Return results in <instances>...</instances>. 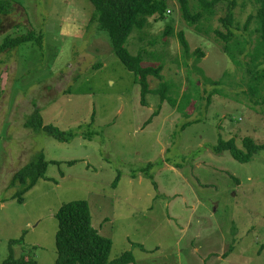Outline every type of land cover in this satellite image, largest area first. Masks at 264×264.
<instances>
[{"label":"rangeland","instance_id":"1","mask_svg":"<svg viewBox=\"0 0 264 264\" xmlns=\"http://www.w3.org/2000/svg\"><path fill=\"white\" fill-rule=\"evenodd\" d=\"M13 1L12 11L0 15V45L7 35L29 30L43 31L44 44L0 52V263L10 241L25 234L13 245L15 255L53 264L56 214L63 203L84 199L93 225L113 241L111 260L132 251L131 264H264V150L249 162L213 150L219 139L234 138L240 148L245 136L264 143V78L256 76L263 73L264 54L257 72L249 73L260 42L256 18L246 28L256 1L239 0L235 10L233 41L245 48L240 65L215 32H226L224 3L210 19L190 24L180 1L168 0L164 16L135 29L127 48L143 52L144 66L162 65L170 86L162 102L156 91L161 80L149 76L144 104L136 74L91 20L90 0ZM188 1L200 11L198 0ZM181 30L190 45L187 57ZM185 95L193 99L182 112L170 98ZM35 105L45 123L79 133L95 113L97 135L63 142L27 128ZM40 150L49 161L46 178L19 202L10 182Z\"/></svg>","mask_w":264,"mask_h":264},{"label":"trees","instance_id":"2","mask_svg":"<svg viewBox=\"0 0 264 264\" xmlns=\"http://www.w3.org/2000/svg\"><path fill=\"white\" fill-rule=\"evenodd\" d=\"M182 16L190 23L195 24L202 17L210 19L216 13L218 4H226L227 10L224 17H220L222 25L226 32L217 29L215 30L217 37L224 42L223 51L229 55L234 64L240 65L239 54L245 53L244 44L236 40L234 24L236 20L235 10L239 4V0H198L200 11L194 12L190 7L188 0H179ZM258 4L255 15H250L246 22V28L251 21L256 18L258 22V32L260 42L257 46L253 62L255 69L250 72H257V61L264 54V0H254ZM13 0H0V15H7L12 11ZM93 4L94 11L92 21L98 26V29L107 33L110 44L123 62V64L137 76V82L141 85L142 103H146V96L152 90L149 84V76H155L161 80L156 91L161 94L162 102L169 98L170 86L163 81L162 75L163 66L147 65L144 66L143 52L133 54L127 48L126 43L135 29L142 30L149 24V18L155 15L164 16L169 10L168 0H90ZM2 18L0 17V22ZM167 34L173 33L171 26L166 29ZM179 39L183 48L184 56H189L190 45L184 31H179ZM37 43L41 48L44 44L43 31L29 30V32L12 36L7 35L0 45V52L15 48L23 43ZM198 55L203 56L204 51L197 48L194 51ZM255 75V74H254ZM257 78L261 81L264 78V70ZM207 81H211L209 77H205ZM218 81H215L217 83ZM170 98V102L185 112L193 98L185 95L181 99ZM210 98V97H209ZM33 112L26 118L25 127L35 131H44L49 136L56 138L59 141H71L78 135H83L84 138L92 140L97 132L91 129L94 123L95 113L92 116V121L88 125L89 129L79 133L73 129L63 130L53 123H45L42 115L41 107L35 105ZM154 114H157L155 112ZM185 123L183 126L190 124ZM244 148H240L234 138L224 140L219 139L218 143L213 147L217 153L224 150H229L233 157L241 162H249L253 156L260 150H264V143H257L251 136L243 138ZM54 163L60 164L61 161L54 160ZM75 160H70L68 163L73 164ZM151 163L149 164V166ZM49 161L43 150L38 151L33 158L20 167L13 175L10 186L17 187L13 198L19 202H24V195L33 188L39 180L46 178ZM119 180L117 177L114 184ZM56 217L58 219V231L56 233V245L58 249V257L53 264H131L135 262V256L132 251H126L115 259H110V254L113 246L111 238L102 235L99 230L93 225L91 207L87 200L76 199L63 203L59 208ZM25 234L20 239L10 241L9 256L0 264H40L37 259L21 255L16 256L13 250V245L24 240ZM233 246L230 247L231 251ZM264 248V245L262 246Z\"/></svg>","mask_w":264,"mask_h":264},{"label":"flooded vegetation","instance_id":"3","mask_svg":"<svg viewBox=\"0 0 264 264\" xmlns=\"http://www.w3.org/2000/svg\"><path fill=\"white\" fill-rule=\"evenodd\" d=\"M1 22H2V20H1ZM1 22H0V24H2ZM0 29H1V27H0Z\"/></svg>","mask_w":264,"mask_h":264}]
</instances>
